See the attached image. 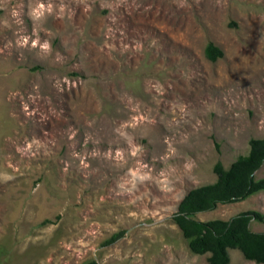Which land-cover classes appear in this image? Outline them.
Returning a JSON list of instances; mask_svg holds the SVG:
<instances>
[{
    "label": "rangeland",
    "instance_id": "374dc122",
    "mask_svg": "<svg viewBox=\"0 0 264 264\" xmlns=\"http://www.w3.org/2000/svg\"><path fill=\"white\" fill-rule=\"evenodd\" d=\"M259 138L264 0H0V264H208L172 216Z\"/></svg>",
    "mask_w": 264,
    "mask_h": 264
},
{
    "label": "trees",
    "instance_id": "16d2710c",
    "mask_svg": "<svg viewBox=\"0 0 264 264\" xmlns=\"http://www.w3.org/2000/svg\"><path fill=\"white\" fill-rule=\"evenodd\" d=\"M205 57L215 62L222 51L208 43ZM246 155L237 157L227 169L220 162L213 166L216 181L188 191L172 216L185 239L189 251L198 256L208 255V264H230L229 249L238 250L246 261L264 264V233L252 232V220L264 223L262 214L245 211L229 220L198 221L197 214L211 212L218 205L242 202L264 192V178L255 173L264 163V138L250 139ZM122 234H115L104 245L114 243ZM83 264H98L91 260Z\"/></svg>",
    "mask_w": 264,
    "mask_h": 264
}]
</instances>
